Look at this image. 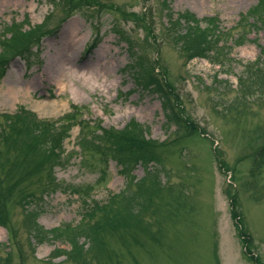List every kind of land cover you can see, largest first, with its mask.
I'll list each match as a JSON object with an SVG mask.
<instances>
[{
  "label": "rangeland",
  "instance_id": "1",
  "mask_svg": "<svg viewBox=\"0 0 264 264\" xmlns=\"http://www.w3.org/2000/svg\"><path fill=\"white\" fill-rule=\"evenodd\" d=\"M259 1L0 0V114L22 107L67 131L49 172L7 193L12 181L0 168V264H264V165L254 158L264 148V8L252 12ZM182 13L219 22L205 58L183 50L186 26L172 23ZM39 26L23 51L2 57L12 32ZM134 59L161 74L169 114L136 87ZM130 122L157 142V166H149L164 188L141 228L106 234L101 254L71 259L69 245L47 231L77 225L81 198L105 203L124 190L120 168L93 144L101 130ZM14 155L0 146V160Z\"/></svg>",
  "mask_w": 264,
  "mask_h": 264
},
{
  "label": "trees",
  "instance_id": "2",
  "mask_svg": "<svg viewBox=\"0 0 264 264\" xmlns=\"http://www.w3.org/2000/svg\"><path fill=\"white\" fill-rule=\"evenodd\" d=\"M262 8H264V0H260L252 12L260 11ZM247 17L248 15L244 19ZM214 21V18L200 21L188 13L179 14L172 20V23L180 25L182 23L186 26L180 36V43L190 59L205 58L207 53L212 52L210 46L217 43L215 38L220 33L218 21L216 24ZM203 23L204 28L201 27ZM254 24L255 21H252L251 27H254ZM257 24L259 26L261 23L257 22ZM40 28L41 26L39 29L34 28L14 34L12 32L2 57L5 59V53L11 49L23 51L24 47L36 37ZM132 62L139 67V76L134 78L136 87L156 95L161 101L165 114H169L170 93L164 86L161 74L151 64L146 65L140 59H134ZM54 125L55 122L39 120L35 114L22 107L12 114H0V146L4 147L7 153H15L13 158L6 156L3 157V161L0 160L4 177H9L12 181L7 186V193L11 192L18 181L21 183L44 170L48 172L52 170L59 158L62 143L67 137V131L65 132L63 128L58 129ZM156 143L148 138L144 128L133 122L128 123L121 130H101L93 148L104 160L115 161L125 177V188L119 193L112 194L105 203L91 205L89 195L87 198H81V220L77 225H65L47 231L49 239L63 240L69 245L70 249L63 251L68 257L78 260L90 251L101 254L106 234L124 235L142 227L145 214L153 208L155 200L159 198L164 188L159 177L161 172L151 167L153 166L151 164L157 166V160L153 156ZM254 158L257 164L264 165V148L260 149ZM137 165L150 167L145 176L138 180L132 175ZM230 207L237 225L239 215L234 198L230 200ZM6 224V214L0 204V226L5 227ZM241 235L243 236L242 233ZM80 239L84 241L81 242Z\"/></svg>",
  "mask_w": 264,
  "mask_h": 264
},
{
  "label": "bare ground",
  "instance_id": "3",
  "mask_svg": "<svg viewBox=\"0 0 264 264\" xmlns=\"http://www.w3.org/2000/svg\"><path fill=\"white\" fill-rule=\"evenodd\" d=\"M74 93L78 94L76 91H74Z\"/></svg>",
  "mask_w": 264,
  "mask_h": 264
}]
</instances>
